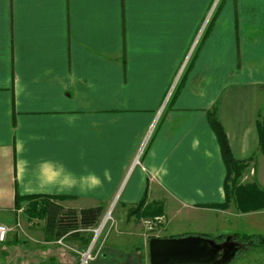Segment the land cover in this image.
<instances>
[{"label": "crops", "instance_id": "0c3cea01", "mask_svg": "<svg viewBox=\"0 0 264 264\" xmlns=\"http://www.w3.org/2000/svg\"><path fill=\"white\" fill-rule=\"evenodd\" d=\"M212 1L0 0V223L10 228L0 264L79 263L86 245L55 244L26 213L31 201L115 204L114 230L88 264H150L151 237H264L235 219L264 208L211 206L225 200L226 169L207 118L216 105L246 163L241 183L264 190V0H222L197 42ZM60 164L98 186L43 189ZM16 193L40 196L18 208ZM140 203L160 219L136 216ZM241 249L225 264H264V245Z\"/></svg>", "mask_w": 264, "mask_h": 264}, {"label": "trees", "instance_id": "16d2710c", "mask_svg": "<svg viewBox=\"0 0 264 264\" xmlns=\"http://www.w3.org/2000/svg\"><path fill=\"white\" fill-rule=\"evenodd\" d=\"M210 25L206 29L207 33ZM204 34V35H205ZM256 121L259 147L264 152V114H259ZM208 123L213 130L220 149L222 161L226 169L224 179L225 200L222 203L212 204L216 208H226L230 202L236 204L240 212L254 211L264 208V190L256 182L241 183V175L246 167V163L234 157L226 132L218 119L217 107L213 105L207 112ZM40 195L22 196L19 193L15 195V206L19 208L20 203L25 199L38 198ZM61 198V197H55ZM141 203L133 208L136 216H153L159 210L150 211L141 207ZM27 214L32 218H40L44 221V230L46 233L54 234L56 237L72 236L77 237L82 231L94 226L102 214L101 206L86 207L81 209L64 208L61 205L44 200L41 205L36 201H31L27 207ZM154 217V216H153ZM220 236L218 240H222ZM237 240L241 243V248L249 246L264 245V237L260 234H243L236 235ZM240 248L239 251L242 249Z\"/></svg>", "mask_w": 264, "mask_h": 264}, {"label": "water", "instance_id": "95a60500", "mask_svg": "<svg viewBox=\"0 0 264 264\" xmlns=\"http://www.w3.org/2000/svg\"><path fill=\"white\" fill-rule=\"evenodd\" d=\"M150 264H225L238 248L201 235L151 237Z\"/></svg>", "mask_w": 264, "mask_h": 264}, {"label": "rangeland", "instance_id": "374dc122", "mask_svg": "<svg viewBox=\"0 0 264 264\" xmlns=\"http://www.w3.org/2000/svg\"><path fill=\"white\" fill-rule=\"evenodd\" d=\"M221 1L222 0H213L212 1V4L210 5V8L208 10V14H207L206 18L203 21V27H202L201 31H199L197 33V35H196L197 42L199 41V39L202 37L203 33L205 32V30L207 28V25L209 23V20L211 19L212 15L217 11L218 7L221 4ZM197 42H196V44H197ZM241 180H242V178H241ZM114 206H115V204L112 207L109 206L110 207L109 209L102 211V214H101L99 220L94 225L95 228L98 227V225L103 221V219H104V217L106 215H109L110 216V218L108 219V224L110 225V221L114 218L113 215L115 214V211H116L114 209ZM26 213H27V211H26ZM35 218H36V220L37 219H40V218H37V217H35ZM235 219L236 220L238 219V222H239L238 224L241 225V229L240 230H243V231H240V232H245L249 228L250 232L261 233V234L264 235V215H261V214H253V215H248L247 218L246 217H242V218H235ZM113 220H115V219H113ZM35 223H36V225H41L43 222L40 224V221L38 222V220H37ZM244 225H246V227ZM105 230H106V228L104 227V231ZM113 230L112 229H110V231L108 230L109 233L106 236L105 235L103 236L104 231L102 232V237H106L105 239L104 238H101V237L98 239V237H97V239L95 241V244L93 245V247L95 246L97 248H94V258L92 260L95 259L96 254L101 249L100 247H102V245L104 244L105 240L110 235V233L113 232ZM93 235H94V232L93 231H82L81 234L79 236H77V237L81 241V244L82 245H86V247H87L88 244H90V242H91V240L93 238ZM63 237H60L57 240L55 239L56 240L55 241V244H58L60 246L61 245L62 246H66L67 248L70 247L72 241L67 238V237H70V236H67L66 239H63ZM218 241L221 242V243H227V244H230V245H234L235 248H241V245H242L237 240L236 235H225L222 240H218ZM46 244H50V243L48 242V243H45L43 245H46ZM1 245H3V244H0V247H1ZM80 252H79V262H80Z\"/></svg>", "mask_w": 264, "mask_h": 264}, {"label": "clouds", "instance_id": "9594fccd", "mask_svg": "<svg viewBox=\"0 0 264 264\" xmlns=\"http://www.w3.org/2000/svg\"><path fill=\"white\" fill-rule=\"evenodd\" d=\"M55 172L56 175L53 178L48 179L47 177H43L41 179V187L43 189L46 190L49 187H55L58 191L70 193L73 190H77L84 193L94 190V188L98 186V177H96L94 173L76 177L71 171H68L63 164H60L55 169ZM107 175L108 173L105 172L106 177Z\"/></svg>", "mask_w": 264, "mask_h": 264}, {"label": "built area", "instance_id": "2783aa9c", "mask_svg": "<svg viewBox=\"0 0 264 264\" xmlns=\"http://www.w3.org/2000/svg\"><path fill=\"white\" fill-rule=\"evenodd\" d=\"M157 117H158V115L155 117V119L148 126L144 140L142 141V144H141L139 151L137 153L138 155L135 159V162L138 161L140 154L143 152V150H144V148H145V146H146V144H147V142H148V140L152 134V131L154 130ZM106 216L104 217L103 221L98 225L97 228L92 226V227H89L86 229H79V231H93L94 232V235H93V238H92L90 244H88V246L80 252L79 264H88L94 258V248H97V247H95V246L93 247V245L95 244L97 237H98V239L100 237L104 238V239L106 238V237H102V232L104 231V227L106 228V230L104 231L103 236L104 235L106 236L109 233L110 229H112L114 227V225H115V220H113L114 218L112 217L113 219L110 221V225H109L108 219L110 218V216L109 215L107 217ZM156 219H160V217H154L152 219V221H155ZM152 226L153 225L150 224L148 227L152 228ZM9 231H10V228L6 224L0 223V242L5 240L6 235Z\"/></svg>", "mask_w": 264, "mask_h": 264}, {"label": "bare ground", "instance_id": "6f19581e", "mask_svg": "<svg viewBox=\"0 0 264 264\" xmlns=\"http://www.w3.org/2000/svg\"><path fill=\"white\" fill-rule=\"evenodd\" d=\"M107 216H108V215H107ZM107 216H106V217H107Z\"/></svg>", "mask_w": 264, "mask_h": 264}]
</instances>
